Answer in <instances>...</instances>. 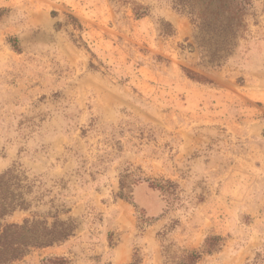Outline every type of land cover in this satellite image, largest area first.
<instances>
[{
    "label": "rangeland",
    "instance_id": "374dc122",
    "mask_svg": "<svg viewBox=\"0 0 264 264\" xmlns=\"http://www.w3.org/2000/svg\"><path fill=\"white\" fill-rule=\"evenodd\" d=\"M205 8L0 0V175L30 202L6 220L76 224L9 264H181L213 235L197 264H264V0L235 35Z\"/></svg>",
    "mask_w": 264,
    "mask_h": 264
},
{
    "label": "trees",
    "instance_id": "16d2710c",
    "mask_svg": "<svg viewBox=\"0 0 264 264\" xmlns=\"http://www.w3.org/2000/svg\"><path fill=\"white\" fill-rule=\"evenodd\" d=\"M204 4H206L205 11L215 4L217 11L213 10V12L220 15L223 27L231 30L235 35L242 26L251 0H204ZM201 17L203 23L209 19L207 12H204ZM16 171V167H13L0 175V264H9L19 260L34 248H44L64 242L74 234L76 229L72 218L63 220L59 213L47 215L54 218L52 223L47 217H38L40 215L38 212H34L32 218H24L22 222L7 221L6 218L16 210H25L30 206L22 186L16 182L18 180ZM17 188L20 191L15 193ZM222 240L223 237L220 235L207 237L204 244L205 249L189 253L181 264H197L204 253L212 252ZM52 261L51 264L67 263L65 258ZM130 264H142L138 254Z\"/></svg>",
    "mask_w": 264,
    "mask_h": 264
}]
</instances>
